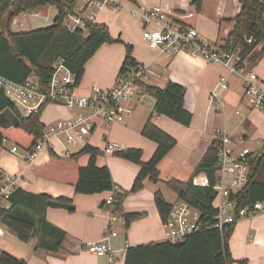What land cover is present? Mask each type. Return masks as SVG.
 <instances>
[{"label": "crops", "instance_id": "0c3cea01", "mask_svg": "<svg viewBox=\"0 0 264 264\" xmlns=\"http://www.w3.org/2000/svg\"><path fill=\"white\" fill-rule=\"evenodd\" d=\"M110 2L118 5L117 11L114 12L109 6H105L91 10V12L94 14L92 22L106 24L113 38H118V36L121 38V36L113 34V21L109 19L108 13L117 14L122 11L129 14L137 19L134 21L139 30L143 27L141 13L153 6H160L170 14L172 13L171 16L176 20L178 19L195 27L201 39L219 47L224 44L227 35L233 29L234 18L240 11L238 0H202L200 10H196L191 3L192 0H110ZM35 9L27 10L13 17L10 22L11 30L25 32L52 25L58 13L57 9L51 7L43 12L33 11ZM185 9H195L194 16L180 19L179 15ZM26 15L27 18L24 22H18L22 16ZM116 21L119 22L120 18L117 17ZM123 29L124 32H128L131 27ZM141 39L138 46L134 50L132 49V53L134 52L132 57L137 63L146 66L148 84L162 86L167 80H172L185 87L184 108L192 114L190 125L183 126L164 115L152 113L153 109L151 108L154 99L149 96L147 97L150 100L149 109L151 114L149 116L142 109L136 110L135 101L132 100V114L124 122L115 123L108 127L99 126L90 135L86 136L81 143L68 144L53 139L50 145L42 149L33 161L27 160L28 150L17 144V152L10 153L11 145L7 143L8 141L13 143V141L5 137L0 150V175L2 178L5 175L16 178L8 186L12 190L20 187L32 193L44 192L52 196L71 197L75 209L72 212L61 207L46 209L47 220L66 232L65 239L58 251L50 252L40 248L35 249V238L22 241L1 222L0 249L7 251L18 259L25 260L26 264H124L127 247L165 241L162 219L154 204V193L160 191L164 199L173 204L178 198L166 186L165 181L173 178L182 181L188 180L207 148L219 137V131L230 136L229 114L227 113V107L230 105V93H233V91H230V87L232 86V88L238 90L237 99L240 97V100H243L241 75L245 71L254 70L259 78L264 81L261 74L264 67V54H259L258 57L252 59L251 52L243 61L242 71L231 73L223 65L209 64L200 58H191L186 54L173 57L166 56L159 53L158 50L150 48L145 40ZM111 44H102L85 63L83 76L75 90L77 94H88L94 85L109 88L114 84L122 61L115 63L117 59L115 58L107 75L99 74L97 79L92 77L97 75V72L88 68V64L94 55ZM261 46H259L260 49ZM253 52L258 51L255 48ZM112 56L115 57L116 54L109 57ZM248 60L250 61L248 62ZM113 64L116 65L113 66ZM222 76H226L229 88L219 90L218 96L212 98L210 91L216 88L217 82ZM238 86H240L239 89ZM138 97L141 96L138 95ZM48 105L50 104L45 105L44 108ZM217 111L220 113V118H218ZM76 114L66 116L70 118ZM149 117L152 123L172 136L176 140V144L157 165L159 180L153 182L149 178H145L141 189L130 192L134 178L139 171V165L121 157L117 158L114 156L115 154H104V144L109 140L122 145L124 149L139 148L142 150L141 160L147 161L156 148L155 142L146 138L140 132ZM40 120L45 127L53 124L45 123L41 115ZM244 121L250 122L247 117ZM96 137L102 142L101 146L94 143ZM245 137L247 136L244 134L242 138ZM87 144L97 147L101 151L96 157L97 165L107 166L114 185H117L123 194L126 193L119 211L115 210L114 203L107 204L105 202L112 194L111 190L93 194L76 193L73 184L61 178L58 180L35 175L31 170L32 165L45 164L48 161L50 149L57 155L63 156L68 153H76ZM6 146H8L7 149ZM77 146V150L72 151V147ZM21 151L22 153H20ZM88 159L89 154H82L78 157L77 164L84 166L87 164ZM102 159L105 163L100 161ZM201 177L206 178L204 174H199L194 176L193 179ZM169 196L173 198L172 201L168 199ZM6 198V196L0 195V205L3 207L9 205ZM128 212L139 213L140 216L130 221L128 227H126L123 214ZM113 217H116V219L113 220ZM108 225H111V228L116 232V236L109 242L110 254L95 255L87 252L84 249L85 245L100 240ZM228 245L233 258V261L229 264H264V215L255 214L239 219L230 234ZM243 260L244 263H241L240 261Z\"/></svg>", "mask_w": 264, "mask_h": 264}, {"label": "trees", "instance_id": "16d2710c", "mask_svg": "<svg viewBox=\"0 0 264 264\" xmlns=\"http://www.w3.org/2000/svg\"><path fill=\"white\" fill-rule=\"evenodd\" d=\"M78 0H0V76L15 82H22L29 75L35 74L42 85H46L52 71V64L58 58L76 75L79 84L85 63L104 43L122 42L120 38L110 35L104 23L86 22L85 28L68 30L62 25L66 10H70ZM240 11L234 18L233 29L227 35L223 49L240 48L244 60L251 52V58L264 54V0H238ZM196 10H200L202 0H192ZM53 5L58 13L52 25L25 31L14 32L10 22L16 15L38 6ZM244 37H251L246 43ZM262 44L258 52H253ZM126 55L119 72L127 71L137 62L132 57V46L125 44ZM143 91L155 100L152 113L164 115L175 122L189 126L192 114L184 108L185 87L172 80H167L163 87L145 84ZM9 108L19 118V123L9 127H0V150L5 137L28 151L43 134L45 125L40 120L44 106L38 111L22 116L8 98L0 91V111ZM141 134L152 140L156 148L147 161L141 160L142 150L125 148L114 154L139 165L130 192L142 188L143 180H159L157 165L176 140L164 130L151 122L150 117L141 128ZM23 135V138L19 136ZM89 154L86 165L79 166L77 159L82 154ZM101 151L89 144L76 153L57 155L49 150V159L45 164L32 165L35 175L52 179L61 178L74 185L76 193L93 194L109 191L113 181L107 166H99L96 157ZM216 141H213L195 167L192 176L186 180L169 179L165 181L178 199L184 200L200 213L202 227L188 235L183 241L172 244L169 241L152 242L127 247L124 264H229L233 261L229 250V238L234 225L227 230L215 227L217 209L213 206L215 191L213 189L216 163ZM204 174L208 184H195L193 177ZM2 176L0 175V179ZM126 193L115 197L114 207L119 211ZM237 200V207L250 206L254 201L264 198V150L251 164L248 181L240 192L232 195ZM8 207L0 205V222L11 229L17 237L26 241L36 239L35 249L50 252L58 251L65 239L66 232L50 223L46 218V209L61 207L74 211L73 199L67 196H52L48 193H32L16 187L7 196ZM154 204L162 220L171 208L160 191L154 193ZM139 213L123 214L125 225L139 217ZM244 263L243 261H240ZM0 264H26L0 249Z\"/></svg>", "mask_w": 264, "mask_h": 264}, {"label": "built area", "instance_id": "2783aa9c", "mask_svg": "<svg viewBox=\"0 0 264 264\" xmlns=\"http://www.w3.org/2000/svg\"><path fill=\"white\" fill-rule=\"evenodd\" d=\"M78 1L72 9L65 11L62 18V25L70 31L76 28L84 29L86 22H92L94 14L91 10L105 6H109L114 12L118 10V5L110 0ZM181 12L180 19L191 18L195 14V9H185ZM171 14L160 6H153L141 13L142 38L150 48L169 57L186 54L191 58H200L209 64L223 65L231 73H239L244 61L240 55V48L227 50L201 39L195 27L176 20ZM244 40L250 43L252 38L244 37ZM241 76L242 99H245L251 108H258L264 113V81L254 70H247ZM147 79L146 66L136 63L127 71L119 72L111 87L102 88L94 85L88 94H77L76 75L69 70L63 59L58 58L52 64V71L46 85H42L35 74L29 75L22 82L0 76V91L23 116L36 112L49 103H56L77 111L75 116L58 120L44 128L42 136L27 152V160L33 161L53 139L68 144L81 143L97 127H108L125 121L132 114L133 98L138 95L149 97L142 87L148 84ZM228 88L229 82L226 76H222L216 88L210 91V96L216 98L219 90ZM219 133L216 139V172L213 184L215 191L213 206L217 209L214 226L220 230H227L229 225L235 224L241 218L255 214L264 215V198L241 208L237 207V200L232 198V195L245 187L251 164L261 155L264 146L261 150L241 148L228 134L220 131ZM242 139L240 138L239 141ZM122 149H124L122 145L108 140L104 144L103 153L114 154ZM17 150L18 146L12 143L9 152L15 153ZM15 179L14 176L5 175L0 180V195L7 197L12 192L8 184L13 183ZM193 181L201 186L208 184L205 177L194 178ZM111 191L112 194L105 201L107 204H113L115 197L122 192L117 185H113ZM112 219L115 220L116 217ZM162 226L165 241L177 244L202 227L200 213L184 200L177 199L171 204L166 218L162 220ZM0 234H2L1 229ZM114 236L116 232L111 225H108L102 238L87 243L84 249L95 255L110 254L109 242Z\"/></svg>", "mask_w": 264, "mask_h": 264}, {"label": "rangeland", "instance_id": "374dc122", "mask_svg": "<svg viewBox=\"0 0 264 264\" xmlns=\"http://www.w3.org/2000/svg\"><path fill=\"white\" fill-rule=\"evenodd\" d=\"M51 7L53 9L54 8L56 9V7L53 5L51 6L44 5V6L37 7L33 11L43 12L47 8H51ZM121 14H124V15H121ZM108 16H109V19L113 21L112 23L113 34L115 36L120 35L122 38V39L120 38V40L122 42H114L113 44L110 43L111 45H107L106 47H104L106 49H102L100 52L94 55L93 59L89 62L88 64L89 70L97 72V75H94V76L91 75L93 78H96V79H97V76H99V74L107 75L108 71L110 70L109 68L112 66V62L115 60V58H117L115 60V63L116 62L118 63V61L123 62L125 55H126L125 44L129 43L132 46V49L134 50L135 47L138 46V43L141 42L142 40L141 39L142 38L141 37L142 28H139L138 30L135 24L136 22L134 21L137 19H134L129 14L122 12V11L117 14L108 13ZM117 17L120 18L119 22L116 21ZM26 18H27V15L22 16V18H20L18 22H22V21L24 22ZM125 27H131V29L128 32H124L123 28ZM259 46H261V44L257 45L256 47L257 51L260 50ZM115 54H116L115 57L113 56L109 57L110 55H115ZM132 54H134V52L131 53V55ZM249 61L250 60H248V62ZM114 65L116 64H113V66ZM241 71L242 70H240L239 72ZM261 74L264 79V67L262 68ZM239 88L240 86H238V89ZM230 91L231 92L233 91V93H230V105L227 107V113L229 114L228 124L230 126V134H229L230 137L232 139H235V142H237L238 146L241 148L244 147V148H249V149H254V148L261 149L264 146V114L263 112L258 108L251 109L250 107H248L249 105L247 104L245 99L240 100V97L237 99V96L239 94L237 92L238 90L232 88V86L230 87ZM133 100L135 101L136 110L142 109L144 112L148 114V115L146 114L147 116L151 114L150 109H149V104H150L149 98L145 96H141V97L135 96ZM49 104L50 105L46 106L41 112V118L45 123H54L58 120H63V119L68 118L67 116L69 114L74 115L77 113V111L73 109H71L72 111H69L70 109L65 108L62 105H59L56 103H49ZM237 110L240 111L239 114L236 113ZM217 114H218V118H220V113H218V111H217ZM246 117L250 120V122L244 121ZM244 134L247 137L243 138L242 141H239V139L242 138ZM19 136L23 138L22 134H19ZM11 143H12L11 141H8L7 144L11 145ZM94 143L98 144L99 146H101L102 144V142L99 141L98 137H96V140L94 141ZM7 147L8 146H6L5 148L7 149ZM77 148L78 146L72 147V151H76ZM20 150H23V149H20ZM4 152L8 153L7 151H4ZM20 153H22V151ZM114 156L117 158H120L117 155H114ZM100 161L105 163L103 159ZM168 199H170L171 201L173 200L171 196H169Z\"/></svg>", "mask_w": 264, "mask_h": 264}, {"label": "water", "instance_id": "95a60500", "mask_svg": "<svg viewBox=\"0 0 264 264\" xmlns=\"http://www.w3.org/2000/svg\"><path fill=\"white\" fill-rule=\"evenodd\" d=\"M155 101L153 100V105L151 109H154ZM19 123V118L16 114L9 108L0 111V127L9 128Z\"/></svg>", "mask_w": 264, "mask_h": 264}]
</instances>
